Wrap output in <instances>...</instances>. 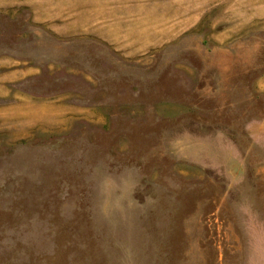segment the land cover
Listing matches in <instances>:
<instances>
[{"label":"rangeland","instance_id":"rangeland-1","mask_svg":"<svg viewBox=\"0 0 264 264\" xmlns=\"http://www.w3.org/2000/svg\"><path fill=\"white\" fill-rule=\"evenodd\" d=\"M0 264H264V0H0Z\"/></svg>","mask_w":264,"mask_h":264}]
</instances>
